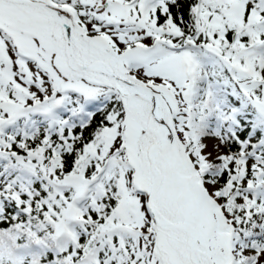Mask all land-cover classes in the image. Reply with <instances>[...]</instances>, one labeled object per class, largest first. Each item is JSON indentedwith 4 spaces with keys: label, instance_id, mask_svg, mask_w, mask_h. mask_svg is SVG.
Wrapping results in <instances>:
<instances>
[{
    "label": "snow or ice",
    "instance_id": "snow-or-ice-1",
    "mask_svg": "<svg viewBox=\"0 0 264 264\" xmlns=\"http://www.w3.org/2000/svg\"><path fill=\"white\" fill-rule=\"evenodd\" d=\"M0 264H264V0H0Z\"/></svg>",
    "mask_w": 264,
    "mask_h": 264
}]
</instances>
